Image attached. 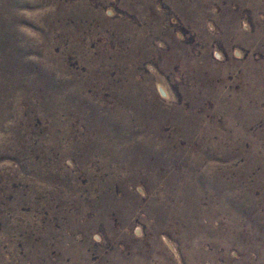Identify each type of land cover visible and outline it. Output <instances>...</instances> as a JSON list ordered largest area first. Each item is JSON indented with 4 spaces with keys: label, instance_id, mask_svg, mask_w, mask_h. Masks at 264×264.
Here are the masks:
<instances>
[{
    "label": "rangeland",
    "instance_id": "1",
    "mask_svg": "<svg viewBox=\"0 0 264 264\" xmlns=\"http://www.w3.org/2000/svg\"><path fill=\"white\" fill-rule=\"evenodd\" d=\"M0 264H264V0H0Z\"/></svg>",
    "mask_w": 264,
    "mask_h": 264
}]
</instances>
